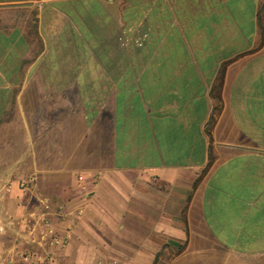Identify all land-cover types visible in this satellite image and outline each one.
<instances>
[{
	"label": "crops",
	"instance_id": "0c3cea01",
	"mask_svg": "<svg viewBox=\"0 0 264 264\" xmlns=\"http://www.w3.org/2000/svg\"><path fill=\"white\" fill-rule=\"evenodd\" d=\"M263 7L0 0V264H264Z\"/></svg>",
	"mask_w": 264,
	"mask_h": 264
},
{
	"label": "water",
	"instance_id": "95a60500",
	"mask_svg": "<svg viewBox=\"0 0 264 264\" xmlns=\"http://www.w3.org/2000/svg\"><path fill=\"white\" fill-rule=\"evenodd\" d=\"M27 6V5H31L30 3H21V4H15V5H5L6 7L8 6Z\"/></svg>",
	"mask_w": 264,
	"mask_h": 264
},
{
	"label": "rangeland",
	"instance_id": "374dc122",
	"mask_svg": "<svg viewBox=\"0 0 264 264\" xmlns=\"http://www.w3.org/2000/svg\"><path fill=\"white\" fill-rule=\"evenodd\" d=\"M263 2H264V0H263ZM264 8V7H263Z\"/></svg>",
	"mask_w": 264,
	"mask_h": 264
},
{
	"label": "built area",
	"instance_id": "2783aa9c",
	"mask_svg": "<svg viewBox=\"0 0 264 264\" xmlns=\"http://www.w3.org/2000/svg\"><path fill=\"white\" fill-rule=\"evenodd\" d=\"M26 258H27V256H26Z\"/></svg>",
	"mask_w": 264,
	"mask_h": 264
}]
</instances>
